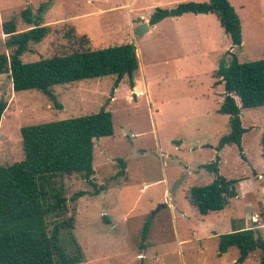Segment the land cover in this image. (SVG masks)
<instances>
[{"label": "rangeland", "instance_id": "1", "mask_svg": "<svg viewBox=\"0 0 264 264\" xmlns=\"http://www.w3.org/2000/svg\"><path fill=\"white\" fill-rule=\"evenodd\" d=\"M0 0V54L8 53L1 24L15 18L17 30L28 28L20 18L29 5L35 14L46 4L42 22L49 35L31 44L22 56L33 62L78 47L89 39L90 49L131 43L139 63L133 74L113 89V77L52 88L60 108L36 90L14 92L9 76L0 75V101L7 108L0 121V165L23 160L20 128L98 112L112 114L114 133L94 140V189L81 175L58 179L68 201L74 234L85 261L80 264H233L238 250L218 255V236L232 231L230 221L258 228L264 239V160L259 141L264 132V107L243 109L242 125L254 128L235 146L219 152V173L239 179V199L222 211L201 216L191 207L192 187L212 182L202 166L211 162L220 138L229 131V116L219 113L223 88L211 74L231 48L230 38L213 15L165 19L141 36L135 31L154 8H170L183 0ZM187 1V0H184ZM207 2L208 0H189ZM241 21L238 61L264 58V0H228ZM71 31L74 38H66ZM198 31L202 39L189 38ZM121 163L124 164L123 174ZM260 176V177H259ZM151 221L147 238L143 224ZM238 222L236 225L238 226ZM243 264H258L256 254Z\"/></svg>", "mask_w": 264, "mask_h": 264}, {"label": "trees", "instance_id": "2", "mask_svg": "<svg viewBox=\"0 0 264 264\" xmlns=\"http://www.w3.org/2000/svg\"><path fill=\"white\" fill-rule=\"evenodd\" d=\"M46 4H40L34 14L29 5L22 8L20 18L28 26L18 31L15 18L1 24L8 53L0 54V75L7 74L14 92L36 90L60 108L52 88L76 82L113 77V89L128 77L134 87L133 74L139 63L131 43L90 49L89 39L80 36L78 47L70 52L33 62H23L22 56L31 44H38L50 33L42 22ZM213 15L230 38L231 48L225 52L219 66L211 74L215 87L222 86L223 102L219 113L229 116V131L215 147L213 160L202 167L213 175L211 183L192 187L188 200L197 213L206 216L222 211L238 196L237 183L219 173V152L235 146L241 153L245 133L254 127L242 125L241 111L264 107V58L240 63L236 48L242 43L241 21L228 0L207 2L187 1L170 8L156 7L148 24L156 25L166 18L184 14ZM72 32L66 38H74ZM112 95L98 112L20 128L23 160L0 165V264H80L85 261L82 247L74 234V217L69 215L68 201H76L85 192L68 199L58 179L79 174L93 187L95 195L105 191L94 182V140L114 133L112 114L106 109ZM7 102L0 101V121ZM264 160V132L259 141ZM123 174L124 164L121 163ZM240 223L238 226L237 223ZM230 221L232 231L218 236V255L230 248L238 250L233 264H243L256 254L258 264H264V239L258 228H246L242 220ZM151 221L142 227L141 240L147 238Z\"/></svg>", "mask_w": 264, "mask_h": 264}, {"label": "crops", "instance_id": "3", "mask_svg": "<svg viewBox=\"0 0 264 264\" xmlns=\"http://www.w3.org/2000/svg\"><path fill=\"white\" fill-rule=\"evenodd\" d=\"M133 1H134V0H131V3H129L128 7H129L130 5L132 6V4H133L132 2H133ZM180 1H181V0H180ZM187 1H189V0H187ZM187 1H184V0H183V2H187ZM164 2H165V3H166V2H170V0H168V1H164ZM179 3H180V2H179ZM177 4H178V3H177ZM174 6H175V5H174ZM189 15H194V14L187 13V14H184V15H182V16H180V17H176V18H171V17H170V18H166V19H170V20H176V19H177V20H179V19L187 18V17H189ZM199 15H202V14H199ZM208 15H210V14H208ZM214 17H215V16H214ZM215 19H216V18H215ZM164 20H165V19H164ZM162 21H163V20H162ZM162 21H161V22H162ZM216 21H217V20H216ZM143 22L148 24V19H147V18H144V19H143ZM159 23H160V22H159ZM217 23H218V21H217ZM142 24H143V23H142ZM218 24H219V23H218ZM148 25H149V24H148ZM156 25H157V24H156ZM154 26H155V25H153V26H150V25H149V29H148L147 31H149L150 29L154 28ZM220 28H221V27H220ZM189 35H190L189 38L192 37V36L194 35V36L197 37V39H202V36H203V34H199L198 31H194V32L191 31V33H189ZM134 86H135V85H134ZM134 88H135V87H134ZM259 177H260V176H259ZM240 182H241V181H240ZM236 187H237V185H236ZM237 189H238V188H237ZM262 189H263V195H264V187H263ZM237 192H238V191H237ZM238 197H239V192H238V196H237L235 199H232L230 202H232V201H234V200L236 201V199H239ZM246 228H249V227H246Z\"/></svg>", "mask_w": 264, "mask_h": 264}, {"label": "water", "instance_id": "4", "mask_svg": "<svg viewBox=\"0 0 264 264\" xmlns=\"http://www.w3.org/2000/svg\"><path fill=\"white\" fill-rule=\"evenodd\" d=\"M148 29H149V25L147 23H143V24L138 26V28L135 31V34H136V36H141Z\"/></svg>", "mask_w": 264, "mask_h": 264}]
</instances>
